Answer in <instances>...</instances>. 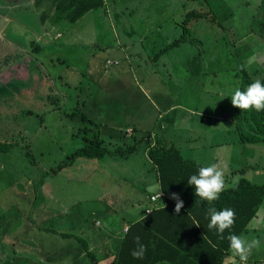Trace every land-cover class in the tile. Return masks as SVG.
Wrapping results in <instances>:
<instances>
[{
  "label": "rangeland",
  "instance_id": "374dc122",
  "mask_svg": "<svg viewBox=\"0 0 264 264\" xmlns=\"http://www.w3.org/2000/svg\"><path fill=\"white\" fill-rule=\"evenodd\" d=\"M53 5L18 0L0 11V143L13 144L0 152V264H92L57 233L93 234L101 258L102 231L112 219L113 229L131 221L155 191L148 134L163 147L189 128L220 142L254 134L244 122L234 127L230 96L241 68L264 83V39L255 32L264 0H104L74 24ZM192 11L203 18L162 52ZM94 134L111 151L135 150L56 170ZM251 148L249 173L264 163V145ZM251 179L264 185V172ZM255 218L264 228L263 209ZM254 233L260 244L246 264L264 261V235Z\"/></svg>",
  "mask_w": 264,
  "mask_h": 264
},
{
  "label": "trees",
  "instance_id": "16d2710c",
  "mask_svg": "<svg viewBox=\"0 0 264 264\" xmlns=\"http://www.w3.org/2000/svg\"><path fill=\"white\" fill-rule=\"evenodd\" d=\"M55 9L70 23H76L90 11L104 6V0H52ZM39 3V2H38ZM52 5V4H51ZM203 15L188 12L183 20V33L174 39L162 52L177 47L185 39L190 21L202 19ZM258 36L264 39V22L255 29ZM161 52V53H162ZM254 82L248 72L241 68L240 89L243 91ZM84 117L81 115V121ZM234 119L238 123L244 122L254 134L246 135L240 132V141L256 144L264 142V110H240L234 107ZM87 120V118H86ZM90 122V120H87ZM151 135L142 139L147 144V157L157 173L159 190L162 192L163 203L146 214L144 220L132 224L115 252L110 264H219L222 258L229 253L227 236L241 235L248 227L249 222L256 217L257 211L264 200V185H255L245 178H240L232 187L225 189L215 201H206L194 194L193 186L187 184L188 178L196 174L202 167L194 162L183 159L178 149L173 146L163 147L152 145ZM89 145L77 149L60 163L56 170L71 165L77 157L87 159H102L105 156L128 158L135 150V145L129 149L116 148L109 150L104 147L103 141L95 136L89 139ZM13 144L0 143V152H6ZM27 156L31 157L30 152ZM54 170V171H56ZM176 193L184 201V207L177 215L174 213L175 201L170 194ZM231 208L235 210L234 225L223 233L222 239L215 229H208V210L216 208ZM61 239L75 240L81 245L80 255L84 254L92 264H99L94 252L89 251L85 240L65 233H57ZM146 246L143 259H135L131 252L137 247L136 238Z\"/></svg>",
  "mask_w": 264,
  "mask_h": 264
},
{
  "label": "crops",
  "instance_id": "0c3cea01",
  "mask_svg": "<svg viewBox=\"0 0 264 264\" xmlns=\"http://www.w3.org/2000/svg\"><path fill=\"white\" fill-rule=\"evenodd\" d=\"M16 1H18V0H16ZM42 1L43 0H35V4L39 5V4H41ZM53 6L55 7V3ZM21 66H24V65H21ZM0 87L3 89L5 88L7 90V87H5V85H3V84H0ZM235 121H236V123H235ZM233 123L235 124L234 127L236 126V128L238 129V122H237V120L234 119V117H233ZM204 128H205V126H204ZM247 129H249V128H247ZM211 132H213V131H211ZM214 132L215 133L213 134V136L216 134L217 131H214ZM152 135H151V137H152ZM209 135H210V130L203 129L201 131V129H200V133H196L193 129L189 128V131H187L185 135L179 137L180 140L177 143H169V147L173 146L176 149H178L181 157L187 161H192L195 164H199L201 166H208L209 164L216 163L219 167L225 168L226 169V171H225V189L232 187L240 178H245L250 183L255 184V182H253L251 178H254L255 173H258L259 171L264 172V163L258 164L256 172H254V169L251 168L250 169L251 172L249 173L248 170H246V167L248 166L249 158H252V148L251 147L254 145H264V142L256 143V144L244 143V142L240 141V135L239 136L237 135V138L235 139L234 142L230 141L231 139L228 141L225 140V141L220 142L221 139L220 140L211 139L209 137ZM155 137H156V135H154V142L152 141V145L158 144L157 140L160 141V143L158 145H161L162 144V138L161 139L156 138V140H155ZM233 157H234V160H232ZM152 169L155 171V175H156V178H155L154 183L152 185V188H154L155 191L151 192L146 197V201L143 203L142 206L140 204L137 205L140 210L137 211L134 208H132V210H134V212H133L134 215L131 216V221H129V222L124 221V224L122 226H120L119 228H115L116 229V231H115V229H113V225H114L115 220L112 219L111 220L112 229L109 230V228H108V230L102 231V234H101L102 235V242L104 243L102 247L104 249V252H103L102 257L99 258V263L101 261L103 262V260H105V259H110V262H109V264H110L112 259L115 256V252L119 248V245L121 244V241L123 240V238L127 232V229L132 224H135L137 222L144 220V218L146 216L145 210L147 208H151V210H153L154 208H158V206H160L163 203V199H162L163 195L162 194H161L160 198H158L157 201L153 203V205H151L152 203L150 202V197L153 195L158 196V193L160 192L156 170L154 167H152ZM259 209H263V212H264V200H263L261 206L259 207ZM259 209H258V211H259ZM257 222L258 221L254 217L249 222L246 231L244 233H242L240 236L245 237L246 239L251 241L252 239L255 238L254 234H256V233H254V232L256 231V229H257V233H263V235H264V228H260L262 225L259 224V226H258ZM97 223H99V222L97 221ZM100 225H101V223H100ZM103 232H104V234H103ZM248 234H251V236H248ZM90 238H94V235L93 234H91V235L86 234V240L85 241L88 244L89 251L95 252V247H94ZM263 251H264V249H263ZM228 254L222 258V260L219 262V264H237L238 259H236V257L228 256ZM81 255H84V254L82 253ZM257 256H259V255H257ZM229 257H231V259H229ZM261 264H264V261H262Z\"/></svg>",
  "mask_w": 264,
  "mask_h": 264
},
{
  "label": "clouds",
  "instance_id": "9594fccd",
  "mask_svg": "<svg viewBox=\"0 0 264 264\" xmlns=\"http://www.w3.org/2000/svg\"><path fill=\"white\" fill-rule=\"evenodd\" d=\"M230 97L231 104L235 108L262 111L264 110V83H261L260 80H255L243 91L236 88ZM225 171V168L219 167L216 163L202 166L196 174L188 178L187 184L193 186L195 196L209 202L215 201L219 199L220 193L225 190ZM161 194L162 192L158 193V198H160ZM170 198L175 201L174 213L178 215L184 207V201L176 193L170 194ZM208 217V229H215L217 234L223 239V233L234 225L236 213L234 209L227 207L221 210L210 208ZM227 240L231 257H238L241 264H246L252 249L260 244L258 239L254 238L249 241L245 237L231 233L227 236ZM135 242L137 247L131 252V255L135 259H143L146 246L140 242L139 237L136 238Z\"/></svg>",
  "mask_w": 264,
  "mask_h": 264
},
{
  "label": "flooded vegetation",
  "instance_id": "af4514ba",
  "mask_svg": "<svg viewBox=\"0 0 264 264\" xmlns=\"http://www.w3.org/2000/svg\"><path fill=\"white\" fill-rule=\"evenodd\" d=\"M13 1H16V0H0V4H2V2H3V3L6 5V6L1 7V8H0V11H2V8H4V9H8L9 7H8L7 5H10ZM5 11H6V10H5ZM2 14L5 15L4 17H7V16H6L7 14H5V12L2 13Z\"/></svg>",
  "mask_w": 264,
  "mask_h": 264
},
{
  "label": "built area",
  "instance_id": "2783aa9c",
  "mask_svg": "<svg viewBox=\"0 0 264 264\" xmlns=\"http://www.w3.org/2000/svg\"><path fill=\"white\" fill-rule=\"evenodd\" d=\"M157 199H158V196H157V195H153V196H151V197H150V202L152 203L151 205H153V203L156 202ZM150 211H151V208H147V209L145 210L146 214L150 213Z\"/></svg>",
  "mask_w": 264,
  "mask_h": 264
}]
</instances>
